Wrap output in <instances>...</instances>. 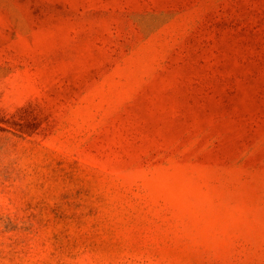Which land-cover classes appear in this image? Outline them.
<instances>
[{
  "label": "rangeland",
  "instance_id": "rangeland-1",
  "mask_svg": "<svg viewBox=\"0 0 264 264\" xmlns=\"http://www.w3.org/2000/svg\"><path fill=\"white\" fill-rule=\"evenodd\" d=\"M0 264H264V0H0Z\"/></svg>",
  "mask_w": 264,
  "mask_h": 264
}]
</instances>
